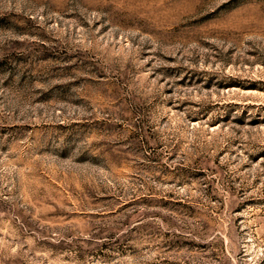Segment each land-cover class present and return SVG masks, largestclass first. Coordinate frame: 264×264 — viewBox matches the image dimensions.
<instances>
[{
  "label": "rangeland",
  "instance_id": "1",
  "mask_svg": "<svg viewBox=\"0 0 264 264\" xmlns=\"http://www.w3.org/2000/svg\"><path fill=\"white\" fill-rule=\"evenodd\" d=\"M0 264H264V0H0Z\"/></svg>",
  "mask_w": 264,
  "mask_h": 264
}]
</instances>
